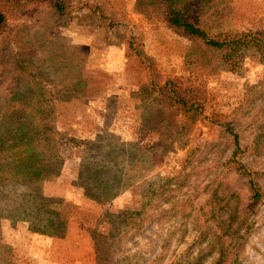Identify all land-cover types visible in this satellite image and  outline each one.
I'll return each instance as SVG.
<instances>
[{
    "label": "rangeland",
    "instance_id": "374dc122",
    "mask_svg": "<svg viewBox=\"0 0 264 264\" xmlns=\"http://www.w3.org/2000/svg\"><path fill=\"white\" fill-rule=\"evenodd\" d=\"M0 10V264H264V52L190 51L150 0ZM190 10L209 34L264 35V0ZM48 217L55 236L31 230Z\"/></svg>",
    "mask_w": 264,
    "mask_h": 264
},
{
    "label": "trees",
    "instance_id": "16d2710c",
    "mask_svg": "<svg viewBox=\"0 0 264 264\" xmlns=\"http://www.w3.org/2000/svg\"><path fill=\"white\" fill-rule=\"evenodd\" d=\"M6 0H0L1 3ZM11 1V0H7ZM156 4L161 11L162 21L175 32L186 38L190 42V51L203 53L204 55L218 54L226 47L232 44L250 45L264 52V35L257 38L251 34H240L236 37H230L225 33L209 34L201 29L192 15L190 10V0H150ZM56 11L61 13L63 8L58 1L54 2ZM4 15L0 10V28L3 26ZM164 88L168 92V97L173 104L178 105L186 112L198 111L203 108V99L197 95L183 94L177 86L171 81H166ZM234 141L236 138L234 137ZM20 154L19 162H16L22 173L18 177L30 179L34 175V170L38 169L37 160H35L29 152V146H23ZM29 152V153H28ZM23 179V180H24ZM250 188L255 197L258 196V188L254 183H250ZM42 205H46V200L42 199ZM45 202V204H44ZM44 207V206H43ZM37 228L31 230L42 235L55 236L59 223L51 217L38 219Z\"/></svg>",
    "mask_w": 264,
    "mask_h": 264
}]
</instances>
